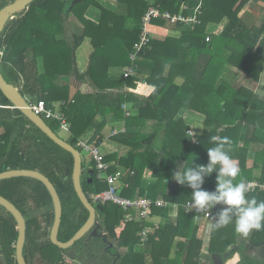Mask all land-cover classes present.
Masks as SVG:
<instances>
[{
  "label": "trees",
  "instance_id": "trees-1",
  "mask_svg": "<svg viewBox=\"0 0 264 264\" xmlns=\"http://www.w3.org/2000/svg\"><path fill=\"white\" fill-rule=\"evenodd\" d=\"M13 1L0 0V9ZM71 1L33 0L22 14H16L0 35V72L31 102L43 100L53 109V101L63 100L59 109L70 128L66 141L80 152L78 140L87 137L88 143L98 146L103 127L110 121H122L124 131L112 136L119 148L104 156L110 164L109 173L122 171L119 194L163 199L176 215L171 216L170 208L152 207L150 216L162 221L140 244L139 231L152 223H124V211L107 202L97 211L95 234L87 233L62 249L49 238L54 210L46 186L28 176L1 179L0 195L13 203L26 221L23 255L27 264H71L65 254L72 249L77 250L76 259L82 263L213 264L211 255L217 253L225 261L238 254L236 264H264V229L242 237L234 231V223L210 230L209 255L203 256L196 214L183 209L192 199V189L173 179L178 163L181 169L191 163L206 164L207 148L214 146L211 137L217 136L232 141L230 155L240 168L236 182L264 181V85H259L262 91H255L244 83L245 79L259 81L264 72V14L252 20L239 14L249 1L264 0H203L200 24H173L179 35L151 38L139 52L136 71L143 73L144 82L139 76L111 75L108 69L130 64L129 53L138 40L140 19L147 7L155 2L162 10L177 13L185 4L188 9L183 13L187 14L198 0H116L115 6L84 0L68 12ZM89 5L100 11L97 22L84 15ZM69 13L82 23L70 37ZM86 38L93 49L86 70L80 73L75 50ZM72 72L92 81L97 92L69 96L64 85L56 84V78L66 80ZM145 86L148 92L141 89ZM183 109L204 116L196 142L189 135L192 127L178 114ZM44 120L57 133L58 123ZM83 159V191L89 196L107 189V184L96 178L94 161ZM72 168V154L35 127L0 90V172L38 170L53 183L62 204L61 241L69 240L89 215L74 190ZM215 186L214 172L205 178L202 188L213 191ZM246 195L264 201L262 191ZM218 211L215 208L212 216ZM17 236L14 217L0 206L2 264H17ZM121 247L126 250L120 251Z\"/></svg>",
  "mask_w": 264,
  "mask_h": 264
},
{
  "label": "built area",
  "instance_id": "built-area-1",
  "mask_svg": "<svg viewBox=\"0 0 264 264\" xmlns=\"http://www.w3.org/2000/svg\"><path fill=\"white\" fill-rule=\"evenodd\" d=\"M203 0H198L197 4L190 9L187 14L183 13V10L188 9L184 4L181 10L177 13H171L168 10H162L158 3L149 4L146 11L140 19V31L138 40L133 44V49L129 53L130 64L124 68L122 75L124 77L138 76L136 71V60L138 58L139 52L143 48L148 46L151 39V28L154 25V20H163L169 24L184 23L187 25H197L200 24V16L202 14ZM209 40V36L206 37V41ZM142 80L145 78L141 77ZM29 106L32 111L43 119H53L58 123L59 130H67L69 128L68 122L63 112L59 109L53 110L48 108L43 100L37 102H31L28 100ZM126 110V115L130 114L126 105H123ZM113 134L116 131L112 132ZM189 135L192 142L197 141V134L195 131L190 130ZM78 147L85 153V157L93 160L95 163L96 178L102 180L107 184V189L92 193L88 196L92 204L104 205L107 202H111L119 206L124 211V217L122 222L130 221H149L152 223L151 226L143 227L139 233V243L143 244L146 242L148 235L159 226V222L154 221L153 217L150 216L149 211L152 207H167L174 209L168 202L163 199L152 200L146 196H140L137 198H128L119 194V187L122 183V171L117 170L115 172H108L110 166L109 163L104 161L105 152L99 146L88 143L86 140L80 139L77 142ZM248 187V192H264V181L259 182L257 180H250L245 182ZM219 204L208 211L195 212L191 210V201H187L183 209L186 211L194 212L196 217L208 216L212 214L215 208H219Z\"/></svg>",
  "mask_w": 264,
  "mask_h": 264
},
{
  "label": "water",
  "instance_id": "water-1",
  "mask_svg": "<svg viewBox=\"0 0 264 264\" xmlns=\"http://www.w3.org/2000/svg\"><path fill=\"white\" fill-rule=\"evenodd\" d=\"M33 0H14L13 2L5 5L0 9V35L4 30L6 24L14 18V16L28 8V5ZM84 0H72L68 8L70 12L72 6L78 2ZM0 90L4 96L12 103L14 108H17L21 113L34 124L35 127L39 128L44 132L51 140L58 144L63 149L67 150L72 154L73 157V168H72V183L74 190L80 199L83 206L88 210L89 215L84 224L76 231V233L67 241H61L58 238L59 227L62 216V204L60 197L55 189L53 183L40 171L31 169H8L0 172V180L16 177V176H28L40 180L47 188L53 202V223L50 228L49 238L50 241L62 249L70 248L77 240L81 239L87 233L95 234L97 227V211L102 210L103 206L100 204H92L83 191L81 185V172L83 157L81 152L73 147L66 140L61 138L56 132H54L45 122V120L34 113L29 106L28 99L22 95L17 87L7 82L0 72ZM91 181V180H90ZM0 206H2L7 212H9L16 221V229L18 236L15 244V258L17 264H27L23 255V248L26 239V221L22 213L11 203L8 199L0 195ZM213 264H224L225 259L217 253L211 255ZM85 264H98L96 262H88ZM115 264V263H113Z\"/></svg>",
  "mask_w": 264,
  "mask_h": 264
},
{
  "label": "clouds",
  "instance_id": "clouds-1",
  "mask_svg": "<svg viewBox=\"0 0 264 264\" xmlns=\"http://www.w3.org/2000/svg\"><path fill=\"white\" fill-rule=\"evenodd\" d=\"M214 146L207 148L208 162L181 169L180 164L173 179L182 186L192 189L191 210L208 211L216 205L223 207L216 212L211 224L213 231L234 223V231L247 237L253 230L264 229V201L248 198L249 191L244 181L236 182L240 168L230 155L232 141L228 137L212 136ZM216 173L213 191L204 190L206 177Z\"/></svg>",
  "mask_w": 264,
  "mask_h": 264
},
{
  "label": "crops",
  "instance_id": "crops-1",
  "mask_svg": "<svg viewBox=\"0 0 264 264\" xmlns=\"http://www.w3.org/2000/svg\"><path fill=\"white\" fill-rule=\"evenodd\" d=\"M113 1H116V0H113ZM100 2L103 4H106V5L108 4V5L115 6V2H102L101 0H100ZM248 8H250V9H248ZM246 9H248V12L244 13L245 17L247 16L249 20H252V19L256 18L257 15H260V17H261V14H264V3L262 1H257L256 3L254 1H249L248 3H246L244 5V7L240 11V13L245 12L244 10H246ZM84 15L87 18L91 19L93 22H97L99 20V17H100V11L94 5H89V7L85 11ZM68 20L70 21L69 24H71V26L73 24L74 26H77V28H82L81 21L79 20L78 17H76L74 15V13L69 14ZM219 26H222V25H219ZM67 29H68V27H67ZM72 31L73 30L71 28L70 32H72ZM151 31H152L151 38H164L166 36L179 35V32L174 29L173 25L169 24L167 22H165L162 25L154 23V25L151 28ZM70 34L71 33H69V34L67 33V36L70 37ZM87 41H88V43H87V46L85 48ZM77 50H80V52L77 55V58L75 60L76 61L75 65H76L77 70L80 73H82L86 70V67H87L88 62H89V55L92 51V45L90 43V40L88 38H86V41H83L81 43V45L76 49V51ZM0 54H1V52H0ZM127 66H111L108 69L109 74L118 76L119 74H122L124 68ZM138 76H139V78H141L144 75H143V73L138 72ZM263 76H264V72H262L260 74L259 81L249 79L245 84L248 87L255 90L256 87H258L259 85H264V81H261V78ZM141 80H142V78H141ZM179 80L180 79H178V81ZM250 82L255 83L254 85H257V86L253 88V84H251ZM58 85L59 86L64 85L67 88V92H68L69 96H72L76 92H80V93L86 94V95L87 94H94L97 92L96 85H94V83L92 81L88 80L87 78L86 79L77 78L74 72H72L68 77H66V80L63 79V81L59 82ZM143 88H146V86L141 87V89L144 92H148V90H144ZM115 90L116 89H113V91H115ZM255 91H257V90H255ZM61 104H63V100L53 101L52 102L53 110L59 109ZM178 114H179V116H182L184 118L185 122L192 127L193 131H195L196 134H198L201 131V129H202L201 117L202 116L200 113H197V112L191 111V110H187V109H183ZM193 124H195L196 127H193ZM123 127L124 126H123L122 121L121 122L110 121L103 127V129H102L103 140L98 145L102 149L103 152L109 153V152L116 151L119 148V144L114 139H112V136L117 134V132H122ZM59 131L66 134V136H65L66 138H63L64 140H67L68 137L70 136V128H68L67 130H59ZM113 131H116V133L113 134L112 133ZM82 139L87 140V137H84ZM249 161L252 163L251 157H249L248 166L251 165V163ZM219 206L220 207L218 209L220 210L223 206L222 205H219ZM170 214L172 217H175L176 210L170 209ZM212 215H213V213L209 214L208 216H205V217L200 216L199 218H197V227H198L197 228V237L201 238V240L203 242V249H202L203 256L209 255L208 250H207V246H208L209 239H210ZM153 220L157 221V222L162 221V219L160 217H153ZM102 233H103V231L101 232V234ZM114 246H116V243H114ZM125 250H126V248H124V247L120 248V251H125ZM175 250H176V248L174 246L172 251H171V256H173V254L175 253ZM65 256H66L67 262H69L71 264H85V263H82L81 261L80 262L77 261V259H76L77 258V250L76 249H72V250L68 251L65 254ZM238 259H239V255L236 254L233 257H231L230 259L226 260L224 264H226L227 262H228V264H236Z\"/></svg>",
  "mask_w": 264,
  "mask_h": 264
},
{
  "label": "rangeland",
  "instance_id": "rangeland-1",
  "mask_svg": "<svg viewBox=\"0 0 264 264\" xmlns=\"http://www.w3.org/2000/svg\"><path fill=\"white\" fill-rule=\"evenodd\" d=\"M100 1V0H99ZM102 2H117V1H113V0H101ZM149 2H153L154 0H148ZM248 9H250V8H248ZM248 9H246V10H244L245 12H241L240 13V15H245L244 13H246V12H248ZM24 11H22V12H19V13H17V15H19V14H22ZM70 14V13H69ZM68 14V15H69ZM16 16V15H15ZM14 16V17H15ZM257 17L259 18L260 17V15H257ZM261 18H264V15L261 17ZM260 18V19H261ZM70 20V19H69ZM68 20V23H67V27H68V34L70 33V30H71V28H72V30H73V32H77V26H74L73 24H72V26H71V24H69L70 23V21ZM258 21V20H257ZM171 27V26H170ZM84 41H86V39L84 40ZM85 43V42H84ZM87 43H88V41L86 42V45H85V48H86V46H87ZM89 48V47H88ZM92 49H93V47H92ZM1 52V51H0ZM79 52H80V50H75V60H76V58H77V55L79 54ZM130 58V57H129ZM37 66H38V70L40 71V72H42L43 71V69H42V64H41V61L39 60V62L37 63ZM79 67V66H78ZM87 68V67H86ZM61 81H63V79L61 78V77H58V78H56V84H58L59 82H61ZM242 81H244V79L242 78ZM248 80H246L245 79V81H244V83H246ZM261 81H264V76L261 78ZM251 84H253V88L254 87H256L257 85H254L255 83H253V82H250ZM255 90H257V91H262L260 88H259V86L258 87H256V89ZM201 124L203 123V120H204V116L201 114ZM193 127H196V125L195 124H193ZM123 130H124V127H123ZM122 130V131H123ZM57 133H58V135L59 136H61L62 138H66L65 136H66V134L65 133H63V132H61V131H57ZM81 155H82V157L84 158L85 157V153L81 150ZM251 160V159H250ZM250 162V161H249ZM83 163L85 164V161H84V159H83ZM251 163V162H250ZM249 163V164H250ZM40 218L42 219V217L40 216ZM138 248V247H137ZM238 255V254H237ZM237 258V257H236ZM207 264H209L208 262H206ZM226 264H228V262L226 263Z\"/></svg>",
  "mask_w": 264,
  "mask_h": 264
},
{
  "label": "flooded vegetation",
  "instance_id": "flooded-vegetation-1",
  "mask_svg": "<svg viewBox=\"0 0 264 264\" xmlns=\"http://www.w3.org/2000/svg\"><path fill=\"white\" fill-rule=\"evenodd\" d=\"M15 259H16V258H15ZM0 261L2 262V260H1V259H0ZM1 262H0V264H2ZM88 262H91V261H87L86 263H88ZM92 262H93V261H92Z\"/></svg>",
  "mask_w": 264,
  "mask_h": 264
}]
</instances>
